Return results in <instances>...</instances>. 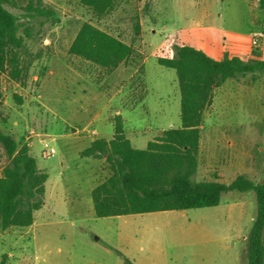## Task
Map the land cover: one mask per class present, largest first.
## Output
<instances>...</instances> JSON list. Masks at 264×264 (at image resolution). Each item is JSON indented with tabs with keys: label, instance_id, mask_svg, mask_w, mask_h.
Here are the masks:
<instances>
[{
	"label": "rangeland",
	"instance_id": "obj_1",
	"mask_svg": "<svg viewBox=\"0 0 264 264\" xmlns=\"http://www.w3.org/2000/svg\"><path fill=\"white\" fill-rule=\"evenodd\" d=\"M42 2L55 11V19L24 40L30 64L23 80L2 77L0 130L29 144L47 179L31 229H0V264H248L256 213L252 191L223 192L210 208L80 218L63 201L62 184L72 180V170L61 162L74 168L76 160L72 139L60 134L103 135L116 110L135 149H144L163 130L178 128L176 73L157 58H173L176 45L198 49L195 41L218 52L224 31L256 29L255 35L264 27V6L259 0H116L114 9L99 18L74 0ZM83 22L132 46L118 71L67 54ZM29 24L35 31L37 23ZM50 148L55 154L46 157ZM88 158L79 166L83 172L94 170L96 163ZM7 163L0 145V168ZM238 176L255 184L264 180V72L226 80L203 112L191 181L229 185ZM98 179L93 175L86 185L79 183L85 189Z\"/></svg>",
	"mask_w": 264,
	"mask_h": 264
},
{
	"label": "trees",
	"instance_id": "obj_2",
	"mask_svg": "<svg viewBox=\"0 0 264 264\" xmlns=\"http://www.w3.org/2000/svg\"><path fill=\"white\" fill-rule=\"evenodd\" d=\"M74 1L99 18L109 14L116 3ZM259 6H264V0H259ZM6 7L21 13L14 14ZM54 19L55 11L42 0H0V105L2 77L19 82L26 75L30 61L25 58L24 40L33 39L43 25ZM30 22L37 23L35 31ZM132 52L131 45L89 22L79 26L67 49L69 56L107 72L126 63ZM157 63L176 73L180 126L163 130L144 149H135L117 115L113 118L112 137L96 139L80 153L81 157L103 160L108 173L90 193L95 217L210 208L219 204L223 192L252 191L256 213L248 237V264H264V180L255 184L238 176L229 185L191 181L197 170L203 112L211 105L214 90L228 79L263 73L264 60L242 61L226 55L215 60L183 44L175 46L173 58L159 57ZM16 101L22 102L19 97ZM0 145L8 160L0 177V229L26 228L42 206L47 175L38 169L27 143H19L0 130Z\"/></svg>",
	"mask_w": 264,
	"mask_h": 264
},
{
	"label": "crops",
	"instance_id": "obj_3",
	"mask_svg": "<svg viewBox=\"0 0 264 264\" xmlns=\"http://www.w3.org/2000/svg\"><path fill=\"white\" fill-rule=\"evenodd\" d=\"M249 31L250 32L248 34L237 33L234 31H224L225 34L224 36H222V39L220 42L221 46L218 52H212L209 49H204L203 47H201L202 45H200L198 41H195L196 42L195 44L199 46L198 47L199 50H201L207 56L215 60H220L225 55L228 56L229 58L237 57L241 59L242 61L258 60L257 57L259 55L264 57V40L261 42L259 49L253 48L251 46V38L253 34L256 32V29L254 30L251 29ZM122 64H125V63H122ZM121 65H119L114 71L115 72L118 71ZM118 113H119V110H116L115 115L117 116ZM109 119H110V124H109L110 129L109 131L105 132L103 135H99L98 133H92L88 130L86 132V135H80V134L75 135L76 134L75 132L71 136L69 134H60V136H67L72 139L71 140L72 146H70V150H71V153H73L72 160H76L74 162V164H76L74 168H72L71 166L67 167L66 163L61 162L62 167L66 166V168H69L72 170V178H71L72 180L70 181L65 180V182H63L62 184V187H63L62 189L64 193L63 201L66 204L67 210L70 213L72 212L78 213L80 218H84L86 216H87L86 218H88L89 216H95L90 193L92 189L99 183L103 182L108 175L107 169H106V166L103 160L93 159L94 162L96 163L95 166H93L94 170H89L85 172L81 171L82 169L79 166H81V163H83L84 159L88 157H81L80 153L84 149L88 148L94 140L96 139L109 140L112 137L114 133V125H113L112 116H110ZM126 134L128 135V133ZM2 169L3 167L0 168V177H1ZM88 174H92V175L90 176ZM93 175L99 176V179L96 181V184L95 185L89 184L87 185V187H85V189H82L79 183L80 182L79 180H83V182H85V185H86L88 177L93 178ZM68 191L71 192L70 195H68ZM33 224L34 223H32V225ZM32 225L29 227H26V229H31Z\"/></svg>",
	"mask_w": 264,
	"mask_h": 264
},
{
	"label": "built area",
	"instance_id": "obj_4",
	"mask_svg": "<svg viewBox=\"0 0 264 264\" xmlns=\"http://www.w3.org/2000/svg\"><path fill=\"white\" fill-rule=\"evenodd\" d=\"M262 39H264V27L260 29L259 33H256L255 35L252 36L251 45L253 46V48H257L258 46H260ZM54 154L55 151L52 148L44 152V155L46 157H53Z\"/></svg>",
	"mask_w": 264,
	"mask_h": 264
}]
</instances>
